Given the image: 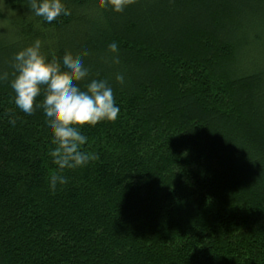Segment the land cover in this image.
Wrapping results in <instances>:
<instances>
[{
	"label": "trees",
	"instance_id": "trees-1",
	"mask_svg": "<svg viewBox=\"0 0 264 264\" xmlns=\"http://www.w3.org/2000/svg\"><path fill=\"white\" fill-rule=\"evenodd\" d=\"M63 3L51 23L29 0L0 14V264H264V0ZM37 39L120 109L81 129L83 167L52 163L43 94L14 104L13 56Z\"/></svg>",
	"mask_w": 264,
	"mask_h": 264
},
{
	"label": "clouds",
	"instance_id": "clouds-1",
	"mask_svg": "<svg viewBox=\"0 0 264 264\" xmlns=\"http://www.w3.org/2000/svg\"><path fill=\"white\" fill-rule=\"evenodd\" d=\"M135 0H97L98 7H111L119 13ZM30 11L51 23L57 17L70 15L63 0H29ZM108 50L118 53V44L113 41ZM87 52H82L86 56ZM113 63H119L118 55L113 56ZM13 78L9 81L14 92V104L25 116L32 115L36 98L43 94L42 109L46 131L51 134L54 147L48 153L52 163L58 169L83 167L96 157L82 150L88 137L81 129L88 125L94 127L98 122H114L120 112L113 97V90L103 79H91L82 89L79 82L87 80L88 69L83 60L65 53L60 61L48 60L41 52V42L35 40L31 45L16 52L13 56ZM7 78V73L0 74V80ZM115 80L124 83L123 74H116ZM14 124L15 120H10ZM63 175L52 174L49 186L56 189L57 183L65 184Z\"/></svg>",
	"mask_w": 264,
	"mask_h": 264
},
{
	"label": "rangeland",
	"instance_id": "rangeland-1",
	"mask_svg": "<svg viewBox=\"0 0 264 264\" xmlns=\"http://www.w3.org/2000/svg\"><path fill=\"white\" fill-rule=\"evenodd\" d=\"M5 10H7L4 6V0H0V14H2V16H5ZM7 17V15L5 16ZM6 22L3 19H0V32L2 31V29H4V27H6Z\"/></svg>",
	"mask_w": 264,
	"mask_h": 264
}]
</instances>
